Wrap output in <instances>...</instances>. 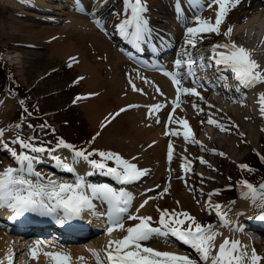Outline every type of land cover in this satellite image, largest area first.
<instances>
[{
  "label": "bare ground",
  "instance_id": "bare-ground-1",
  "mask_svg": "<svg viewBox=\"0 0 264 264\" xmlns=\"http://www.w3.org/2000/svg\"><path fill=\"white\" fill-rule=\"evenodd\" d=\"M18 1L19 0H6L5 5L8 4L10 5V9L17 10L18 13L32 17V18H37V17L46 18V19L54 18L56 20L65 19V18H62L63 16L56 17L52 14H49L52 12L41 11L44 8H45L44 10H48L47 9L48 7H53L57 9L60 8V6L53 0H21L20 2ZM62 1L70 2L71 6L68 5V7L76 6L80 8L79 5H75V4H78L80 0H62ZM115 1L117 2L118 0H94L93 1L92 3L93 8L95 11L100 9L99 18L103 22H105V19L109 14L113 13V7L115 5L114 3ZM152 1H158V0H147V10L144 14L147 16L149 20V25L152 28L153 33H152V37L150 41L148 40V42H146L144 46H150L149 43H152L153 45L157 46L160 43L159 46H161L162 53L164 55L165 53L166 55H168L167 52H169L170 50L169 42L171 43L175 42L176 45L172 49V52L170 53V55L164 56L161 58L162 63L164 64L167 63L173 66L174 65L173 62L176 60V59L175 60L173 59L177 58L178 54L182 53V50L185 47L186 29L181 28V26L184 24L179 19L184 18L185 20H188L190 18L189 15L193 14L194 12L198 13L199 7L210 3V0H166L167 2L171 1L173 5V7L171 8L167 7L168 8L167 11L165 10L163 11V9H159L160 11H158V8H156L157 2H156V6H153L150 4V2ZM173 2L175 3L173 4ZM179 3L183 4L185 8L188 10L187 11L180 10ZM123 4H124V0L122 3V6ZM26 5L27 6L30 5L29 7H30V10L32 11H27L26 7H23ZM32 5H34L38 10L33 9V8L31 9ZM196 5H198L197 10L195 9ZM122 6L120 7V9H118L119 12L122 11V9L124 8ZM259 6L262 7V9ZM263 7H264V2L262 0L260 1L259 0H239V3L235 7H232L229 9L227 15L224 17L220 25V28L222 30L221 32H224V30H226V27L229 24L232 25V22H231L232 17L235 14H237L240 10H243V8H247L248 9L247 12H250V11L255 12L258 10L261 12L260 15L254 16V19L248 18L247 20H244L245 24L242 27L240 25H239L240 27L239 26L237 27L235 25L232 30L231 36L230 37L225 36L224 38L225 41H222V42H227L228 40L231 39L233 41L240 40V43L244 42L245 43L244 46L252 50V56L259 62L261 68H264V29L261 25L257 26L256 24H257V21L260 23L264 22V8ZM190 9H191V14H189ZM217 9H218V4H211V7H209L208 10L204 14L201 15V17H210L212 21L214 22L216 14H217ZM63 11L60 14L62 15L69 14L68 10H63ZM122 18H123V14L121 13V15L119 16V19H122ZM14 21L16 20L14 19ZM77 22H78L77 24L75 22L72 24V27H74V29L71 28L72 30L71 33L64 32V30L67 29V27H64V26H63L64 28H61L59 30L52 29L50 31H47L46 40L48 38H53L51 42L55 46L52 47L54 49V52L52 54H54L55 56H57L56 54L60 56H63L64 54H66L67 59L70 60L69 58L70 56L71 59L75 60V63H78L77 66L79 65V67L83 69L82 71L83 79L89 86V88L87 89L89 90L88 92L91 93L92 98H90V100L88 99V101L86 102L83 101L82 105L85 109L86 116L91 121L92 127H97L98 129L102 121L107 116H111L114 113L110 117V119L114 117L115 118L111 122H109V125L104 129L100 137L96 139V144L99 146H102L101 148L104 150H107L110 148L117 149L120 151V153L124 157L131 158L132 162L136 163L139 167L147 169L143 177L147 175V177L152 176V177H156L157 179H160V177L162 176L164 177L165 175L167 176L171 175L172 177H181L183 179H186L187 177H190L188 175V173L190 172L189 171L186 172L183 165L186 162H190L189 170L191 168L193 169L192 165L195 164L197 162V159H200L201 157V155L199 154L200 152L197 153L196 147H195L199 143L195 144V141H193L191 138H189L188 140H185L183 137L182 131L180 132L179 135L176 134L177 138H174L173 136L169 138L168 134L165 133V129L163 128V125L161 123V116L163 115L165 108H166V115H165L166 122L165 121L164 122L169 128L171 127V128L182 129L183 126L175 123V120L179 117H184L189 121V125L193 131V134L194 136H196L198 134V131L202 130V125L204 126V122L209 123V119L204 116L205 114L204 112L209 111V116H210V111H211L213 115H217L221 119V123L223 126L228 127L227 131L224 133L226 134V136H228L227 134H233L232 136H237L235 138H238L240 136L243 137L245 134V130H246V131H249L250 136L248 138H250L252 142L255 141V139L257 138L258 136L257 133L259 129L255 127L254 124L256 121H258L259 117L261 118L260 104H258L255 107V105H252V103L248 100L246 96H243V94L238 93V91L236 90H232L229 87L224 86V84L222 85V88L217 89L215 78L218 75L220 77H223V75H221L220 72L217 71V68L214 69L213 67H207L204 69L197 70L195 75H197V73H202V75L206 77H212V80H210L208 84L202 85L199 82L196 84L193 83L192 75L186 74L185 66H181L179 69H177L176 67L175 69L176 71H179L180 73L185 74L184 78L182 79V81L184 82L182 85L185 87H194V86L197 87V91L201 94L203 99H201V96H197L192 93H183L181 94L180 102L177 104L176 109L172 110L171 101L176 97V90H177V85L175 84L174 81L170 80L168 77H166L163 74H160L154 70L147 69V65L143 67V65H139L137 63H132L128 61L122 54H120L118 51H116V49L112 47L113 44L110 45L108 40L101 33L96 31V28L92 22L90 21L88 22L85 19L83 20L77 19ZM11 23L12 22H10V24ZM106 23H109L107 19H106ZM195 23H197V21ZM11 25L12 26H10L9 30L14 35L18 33L17 30H22V29H18L19 27H16L18 25H15V24L14 25L11 24ZM24 27L25 25H22V28ZM77 27H79L81 30L77 31L76 30ZM30 28L31 29H27L28 33H30L28 34L29 39H27L29 42L36 40L35 37L39 36L38 34H40L41 36L42 32L45 30L43 28L40 30L34 27H30ZM243 30H245L244 32L246 33L244 36H241V34H243ZM74 31H76L77 35L81 37L83 40L86 39L87 37L90 40H92L94 45L92 43L91 45L96 46L99 49V51L101 50L107 56V60L106 62H104L103 66L101 65L98 67L92 66L91 62H89L90 60L87 61L85 59V56H83L84 53L82 55L81 53L80 54L78 53L79 50L77 49H81V48L78 47L79 46L78 44H77L78 46H76L73 43V40H71L73 39L72 36L74 35ZM204 34L205 33H201L199 35H204ZM212 34L213 32L206 33V36H211ZM245 38L249 40H245ZM206 39L207 38L204 37L202 40H198L195 47H201L202 41ZM163 40H165V43L161 42ZM195 47L188 46L189 52H191V54L194 57H196L198 54H201V53L202 54L210 53L208 51L210 49V46L209 47L204 46L203 48H195ZM78 56L80 57V60L78 59ZM209 56H211V54ZM97 57L99 58L100 55ZM208 59L209 58H205V61L207 62ZM101 60H102V57H101ZM156 61H157L156 57L150 58V63L155 65ZM99 63H102V62H99ZM196 63H199V61ZM99 67L100 68L109 67V72H107V75L109 77L107 78L104 77L98 71L97 68ZM213 74L215 77L212 76ZM196 77L198 81L201 79V76L200 77L196 76ZM216 80L218 81V79ZM226 82L227 81H224V83ZM133 83L135 84V87H133ZM129 87H131V90ZM252 87L254 89V92L252 93V97L259 99L258 93L264 90V81L258 82ZM140 89H142V91H140ZM206 94L210 96L208 97ZM221 95L226 96L225 99ZM241 99L243 100V103L240 102ZM12 101L13 100L12 99L9 100V98H6L2 101V106H0V117L2 116V121L5 118V116L9 114L10 109H12L11 107ZM136 102L147 103L148 105L139 106V104ZM159 102H166L164 103V106L159 109V111L150 109V106L152 104H156ZM193 102L199 105L200 108L203 109V111L197 110L193 106ZM113 103H114V109L111 110L110 108L113 106L112 105ZM115 104L117 105L115 106ZM125 105H132V107L126 108ZM120 109H123L124 112L121 115L118 114L120 116L116 118L115 112L116 110H120ZM150 110L152 111V115H149ZM222 110H224L225 112L229 110L233 111V113L237 116V120L240 122L241 128L239 126L237 128V125L235 123H234L235 124V127H234L229 120V117H228L229 114L228 115L223 114ZM170 113L173 118L171 122L168 119ZM229 131H231V133H228ZM205 132H206L204 135L205 137L203 138L204 142L206 141L207 134L210 135V132H211L208 126L205 128ZM246 137L247 135H245V138ZM195 138H196L195 139L196 141H200L199 140L200 137H198V135ZM3 140L6 141V138L3 137ZM153 141H155V143H153ZM167 141H170L172 143L173 150H174L171 161H169L167 157L168 146L170 143L169 142L167 144ZM234 152L235 153H233V155L237 156L238 152L236 151ZM137 153H139V155H137ZM56 154L62 157H65V158L66 157L69 158L70 160H68V162H71L72 153L68 149L59 150L58 152H56ZM185 157L187 158V160H185ZM45 160L51 161L50 158L49 159L46 158ZM48 164L50 165L48 167L52 169L53 167H55V165L52 163H48ZM44 168H45L44 170H47L46 167ZM76 168H77V164H76ZM68 171L69 170L67 169L61 168L60 173L62 175H66L65 172H68ZM89 172H90V169H83L80 172V174L85 175ZM196 172H198V170H196ZM200 173H201V170H200ZM68 174L72 175L71 173H68ZM99 177H101V175L93 176V178H99ZM64 180H69V181L74 182L75 178H73L72 176H67V178ZM192 195L185 190L171 191V194L166 195L167 198L165 199V201L159 202V203L169 206L172 203H176L177 201H179L178 204H182L183 206L196 209L193 203L194 199L192 198ZM142 197L143 196H141V194H135L134 200L135 201L139 199L141 200ZM182 200H184V203L182 202ZM153 205L148 204L147 206H143V208L140 209V214H151V215L156 214L157 209L156 207H153ZM239 205H241V203ZM222 208L223 207H221V209ZM97 210L99 212H103V210L101 209V206ZM104 211L106 212L107 209L105 208ZM4 212L5 210L0 209V218L3 216ZM256 215L259 216L258 214ZM100 216L104 217V215H100ZM233 217L234 215L232 213L229 219L232 221ZM102 220L104 221V219ZM132 222L133 221L131 222L128 221L126 222V224L132 223ZM232 222H234L233 224H235L237 221L234 220ZM239 224L241 226H245L243 222H240ZM4 225L8 227L0 226V264H8L7 258L9 254H14V258L20 257L22 254V251L27 246L26 245L27 243H23L24 246L21 247L22 244L20 242H19L20 246L16 245L15 239H13V236L9 235L10 231L13 229L16 232L17 229L13 228L15 226H13L11 223H5ZM121 232L122 234L120 235H123L124 232L123 231ZM18 235H20V238H23L22 233L19 232ZM114 235L116 236V238L120 237L118 230L116 231ZM224 237L225 236L223 232L220 233V235L216 237L215 243L217 246L223 240ZM235 238L239 240V237H237V235H235ZM152 239L159 240V239H155V237L151 238L150 240ZM49 241L50 240L48 239V241L46 242H49ZM166 241H167L168 246L173 245L174 247H171V248L175 250L181 251L180 247L189 246L174 237H169ZM35 242L36 241L32 243V246H34ZM241 242L247 244L249 249H251L250 248L251 246L254 247V244L251 240L244 239ZM88 243H90L88 245L89 247L88 249L85 248L84 246H74L73 247L74 249L71 251V253L74 254L75 259L73 260L72 264H97V260L91 251V249L98 248V246H96L97 243H95V241H92V240ZM38 247L41 250L39 251V254H38L39 258L38 259L36 258L37 259L36 261H43L45 264H47V259L44 258L46 252L60 250L58 248L57 249L54 248L53 244L51 243H42ZM190 247H188V249L192 250ZM215 250L216 249H213V252ZM67 251H69V249H67ZM181 253H184V251H181ZM81 255H83V257L85 258L84 261L77 259ZM262 257H264V255H262ZM198 263L203 264L205 262L202 263L201 261H199ZM262 264H264V260H262Z\"/></svg>",
  "mask_w": 264,
  "mask_h": 264
},
{
  "label": "snow or ice",
  "instance_id": "snow-or-ice-1",
  "mask_svg": "<svg viewBox=\"0 0 264 264\" xmlns=\"http://www.w3.org/2000/svg\"><path fill=\"white\" fill-rule=\"evenodd\" d=\"M238 3L239 0H210V3L202 5V7H211V4H218L215 21L213 22L210 17L194 15L192 19L197 21V23L190 26L185 25V47L182 53L178 54L174 64L177 69L185 66L186 74L192 75L194 84L199 82L195 75L197 70L207 68L213 62L221 75H223V70L230 68L240 85L251 87L258 82L264 81V68H261L259 62L253 58L252 50L242 44H237L231 39L227 42L217 41L212 44L210 46L212 55L207 62L202 53L194 57L188 50V46L195 47L198 40L204 38L199 34L211 32L219 34L222 31L220 28L222 20L229 9L235 7ZM79 7L81 10L86 11L82 5H79ZM146 10L147 0H124L123 18L115 25L121 35L141 49L144 41H150L153 33L149 20L144 14ZM116 14L121 15V13ZM92 15L97 24L103 27L104 23L96 16L95 10ZM232 30L233 25L229 24L223 34L230 37ZM197 60L199 63H196ZM167 74L171 76L177 85L176 97L171 101L173 110L180 102L181 94L192 93L201 96L197 91V87H185L182 85V79L185 74L179 71H169ZM225 86L227 87V85ZM133 87H135L134 83ZM258 97L261 115H264V91L259 92ZM201 99H203L202 96ZM240 102L243 103V100L241 99ZM164 103L166 102L152 104L150 109L159 111L164 106ZM193 106L197 110L203 111L195 102H193ZM125 107H132V105H125ZM151 110L149 115H152ZM119 111H123V109ZM168 119L170 122L172 121L171 113ZM208 119L213 124H219V121L213 120L211 116ZM104 123H108V120L105 119ZM175 123L182 125L183 128L170 127L168 128L169 133L179 135L182 131L185 140L191 138L195 141L196 138L186 118L179 117L175 120ZM103 126L102 124L101 127ZM219 126L221 128L224 127L222 124H219ZM52 131H55V129L52 128ZM3 132L4 129L0 128V147L10 152L17 161V166L8 165L3 170H0V207L11 209L13 219L25 212H35L52 216L60 224L82 216L86 209L91 210L94 214L106 216V231L109 234L106 246L102 250L91 249L97 264H198L197 258L187 253L160 250L142 242L153 237H162L165 240L169 237L178 239L191 246L199 259L206 262V264H262L264 257L256 251L255 247L249 249L247 244L236 238L224 237L217 246L215 240L220 235L219 229H216L212 222L201 223L186 209L177 211L176 209L160 208L157 205L158 217L154 221L150 214H140V209L152 197H146L135 207V210H132L134 193L128 191L125 187H115L113 183L91 182L86 179V175L91 174L92 171L99 170L100 172H106L115 181L122 184L136 181L146 173L147 169L139 167L132 162L131 158H126L121 153L111 149L91 148L86 150V147H77L63 137H59L53 148H49L44 143H33L32 140L35 137L24 138L16 135L9 138V140L13 144L19 143L21 150L17 152L15 147L3 140ZM96 135H99V133L93 136V140ZM62 146L71 150V162H68L67 158L55 154V149H59ZM173 151V146L170 142L167 153L169 161L172 160ZM213 151L216 150L213 149ZM44 153L51 156L53 162L60 168L75 173L74 182L51 178L50 176H45L42 172L36 171L34 162L40 161ZM93 153H98L101 158H92ZM261 158L264 159V156H261ZM200 159L203 162V158L201 157ZM81 160L91 165L90 172L85 175H81L76 168V164ZM108 160L114 161V164L110 165L107 162ZM185 160H187L186 157ZM189 165L190 162H186L183 165L186 172L189 171ZM240 167L249 168L250 166L242 163ZM33 175L36 179L32 178ZM170 179L171 177L169 176ZM185 182L187 181L185 180ZM238 183L242 185L241 195L245 198H250L251 203L260 209L259 217L264 219V183L256 185L247 179H243ZM154 187L159 186L154 185ZM169 187L170 184L157 192L156 196L162 197L169 191ZM225 187H231V185H225ZM146 191L148 190L146 189ZM200 191L202 192L203 190L201 189ZM219 191L220 189L213 188L209 192V211L214 208L222 223L230 224L234 229H242L239 222L233 224L228 219L227 213L221 209L220 201L211 202L212 194ZM97 200L107 204L106 212L97 210V204L95 203ZM230 203L234 204L235 201H230ZM243 214L244 210H240L237 213L238 216ZM125 220L134 222L126 224ZM114 229L122 230L124 234L119 238H113L111 234ZM42 243L47 242L37 240L35 245L30 248L32 257L39 258L38 254L41 249L38 246ZM213 249L216 250L213 252ZM45 254L52 258L54 264H72L73 258L70 251H48ZM7 259L8 264H14V254H9ZM77 259L85 260L83 255Z\"/></svg>",
  "mask_w": 264,
  "mask_h": 264
},
{
  "label": "rangeland",
  "instance_id": "rangeland-1",
  "mask_svg": "<svg viewBox=\"0 0 264 264\" xmlns=\"http://www.w3.org/2000/svg\"><path fill=\"white\" fill-rule=\"evenodd\" d=\"M5 1L6 0H0V9H1V15H0V50H1V53L3 54V55L1 54V56L9 58V60H10L9 62L12 63V65H10V68L13 70V72L15 73V76L18 78V82H20L21 84L23 83V85L29 89L33 87L32 91H33V93L35 92L37 95V97H35V98H38L39 102L41 100V103L44 106V108L45 109L46 108L47 109H54L56 111V115L54 114V119L59 123L60 126H62L63 128H65L67 130L66 138L68 139V141L72 139L73 143H77L78 147L82 146L81 142L87 141V144L85 146L87 148L86 150H90L91 148L102 149L101 148L102 146H99L96 144V139L99 138L100 136L96 135L94 140L92 138L96 133L100 134L104 131V129L109 124H105V126H103V127H101V125L104 123L105 119H107L108 122H111L115 118L114 117V118L110 119V117L114 113L111 116H107L102 121V123L99 125V127L97 129V127H92L90 119L88 117H86L85 109H84L82 104L78 108L71 107L69 110L63 109L65 107H69L71 105L69 102L71 101V97H72V94L74 93V90L70 91V90H67L65 87H66L67 81L70 80L75 75H78V76L81 75L82 76V79H79L80 86L78 87V89H81L84 91L83 92L84 93V101L85 102L88 101L89 98H92V95H91V93L88 92L89 90L87 88H89V86L83 79V73H82L83 69L81 67H79V65L77 66L78 63L74 64L75 60L71 59L70 56H69L70 60L67 59L66 54H64L63 56H60L58 54H56L57 56H55L54 54H52L54 52V49L52 47L55 46L51 42L53 38H48L46 40L47 31H50L52 29H58L59 30L61 28L67 27V29H65L64 32L71 33L72 32L71 28L74 29V27H72V24L74 22L77 24L78 23L77 19H82V20L85 19L88 22L90 21L93 24H95L96 20L93 21L94 17L92 15V13H93L92 11L94 10V8L92 9V6H93L92 3L94 0H80L78 2L79 5L82 4L83 8L86 9V11L78 10V8H76V7H68V5L71 6V3L67 2V1H62V0H53L54 2H56L60 6V8H58V9L53 8V7H48L47 8L48 10H41L43 12H52L50 14H52L56 17H59V16L62 17L63 16L62 18H65L64 20H61V19L56 20L54 18L49 19V20H43L46 18L40 19V17L32 18V17L18 13L17 10L10 9V5H8V4L5 5L6 4ZM118 1L114 2L115 5L113 8L119 9V6H121L120 3H122V0H118ZM156 2H157L156 8H158V9H163V11L164 10L167 11V9L169 8L167 5L165 6V4H164L165 1L162 2V0L152 1V2H150V4L153 6H156ZM174 3L175 2H173V4ZM9 4H11V3H9ZM75 5H77V4H75ZM23 7H26V9L29 8V7H27V5L23 6ZM174 7H176V6H174ZM260 8L262 9V7H260ZM35 9H37V8H35ZM91 9H92V11H91ZM179 9L183 10L181 8H179ZM63 10H68L69 14H66V15L60 14V13H62ZM184 10H186L185 7H184ZM207 10H208V7L205 6L201 9V11L199 13H197L195 15L201 16ZM247 11H248L247 8H243V10H240L237 14H235L232 17L231 22H232L233 28L235 25L237 27L239 25L242 27L245 24L244 20H247L248 18L254 19V16L261 14V12L259 10L255 11V12H252V11L247 12ZM112 14L113 13L109 14L106 17V19L108 21H110V18L112 16H114ZM189 17L191 18L192 15H189ZM14 19L17 22L14 21ZM106 19H105V22H106ZM242 19H243V21H242ZM6 20H7V22H6ZM237 21H238V23H237ZM10 22H12L11 24H13V25L14 24L18 25L16 27H19L18 29H22V30H17L18 33L14 35L9 30L10 26H12L10 24ZM113 22H114V18H112V24H113ZM193 22H194V20L191 19V22H189L188 25L193 23ZM262 23L257 21L256 25L257 26L261 25L264 29V22H262ZM22 25H25V27L22 28ZM30 27L38 28L39 30L42 28L45 29L42 32L41 36H40V34H38L39 36L35 37L36 40L31 41L33 43H31L27 40V39H29L28 34H30V33H28L27 29H31ZM227 27H226V29H227ZM182 29H184V28H182ZM14 30H15V28H14ZM76 30L78 31L81 29L79 27H77ZM11 31H12V29H11ZM96 31H98V30H96ZM244 31L245 30H243V34H241V36L245 35L246 32H244ZM98 32L103 34V32H100V31H98ZM202 36L206 37L207 39L202 41L201 47H195V48H203L204 46L212 45L216 41H219V40L221 42L225 41L224 40L225 35L223 34V32H221L219 34L213 32V34L211 36H206V33H205ZM72 38L73 39H71V40H73V43L76 46L79 45L78 47L81 48V49H77V50H79L78 53L79 54L81 53V55L84 53L83 56H85V59L87 61L90 60L89 62H91L92 66H94V67L95 66L98 67L100 65L103 66L104 62H106V60H107V56L101 50L99 51V49L96 46L91 45V43L93 44L92 40H90L88 37L83 40L81 37H79L77 35L76 31H74V35L72 36ZM79 39H80V41H79ZM85 40H86V42H85ZM107 40L110 43V45H112L113 40L110 37H108ZM245 40H249V39L245 38ZM77 41H78V43H77ZM235 42L237 44L245 45V43L242 41H241L242 43H240V40H237ZM85 44H86V46H85ZM112 47L114 49H116L115 46H112ZM81 50L82 51L84 50V51L82 52ZM116 51H117V49H116ZM208 51L210 52V49ZM93 52H94V54H93ZM99 55H100V57L98 58L97 56H99ZM101 57H102V60H101ZM78 59L80 60L79 56H78ZM67 60L72 62L73 64H70ZM99 62H102V63H99ZM65 64L72 65L73 69L72 70H65L64 69ZM213 64H215V63H213ZM54 66L59 67L58 70L53 72L54 74L52 73L47 77L41 78L43 76V74L46 73V71L49 68L54 67ZM97 69L104 77H106V78L109 77L107 75V72H109V67H106V68H100L99 67ZM129 88L131 90V87H129ZM88 94H90V95H88ZM206 95L208 97L210 96L208 94H206ZM0 96H2L4 98L9 97V95L6 94V91H4V90H0ZM221 96L224 99L226 97L224 95H221ZM81 99H83V95L77 101L82 102V101H80ZM12 103H13V101H12ZM136 103H138V102H136ZM130 104H132V103H130ZM138 104H139V106H143V105L147 106L148 105L147 103H138ZM112 105H111L112 107L110 108L111 110L114 109V103ZM116 105L117 104H115V106ZM11 107L13 108V105ZM222 108H224V107H222ZM10 111L11 112L7 116H5L6 118H4V119H6L4 121L5 124L10 123L11 120H14V119L17 120L19 118L18 117V114H19L18 102L15 103L14 108L12 110L10 109ZM123 112L124 111L115 112L116 118L118 116H120ZM204 113H205L204 116L206 118H208L209 117V111H206ZM222 113L225 115L229 114L231 116L230 117L228 115L231 124L234 127L236 124L237 128H238V126L241 128L240 122L237 120V116L233 113V111L229 110V111L225 112L224 110H222ZM260 113H261V110H260ZM118 114H120V115H118ZM165 115H166V108L164 109L163 115L161 116V123L163 125V128H164L165 122H166ZM210 116L212 117L213 120H217V121H219V124H222L221 119L217 115H213L211 113V111H210ZM263 116L264 115H261V118L259 117L258 121H256L254 124L255 127H257L259 130L257 133L258 136L255 139V141H253V142L251 141L250 138H248L250 136L249 131H246L245 129H244L245 134L243 137L240 136L238 138H235L237 136H232L233 134H227L228 136H226V134H224L227 131L228 127L224 126L223 128H221L219 126V124H213L211 122H209V123L204 122V126L202 125V130L201 131L199 130L198 134H197L198 137H200V139H199L200 141L195 140V144L199 143L195 146L196 152L197 153L200 152L199 154L203 158V162L202 161L200 162L201 159H197V162L192 165L193 169L191 168L189 170L190 173H188V175L190 177H187L184 180L181 177H172L171 175H168V176L165 175L164 177L162 176V177H160V179H157L156 177H152L149 181H147V179H145L139 185L140 187L146 186L143 194L141 195V196H143L142 200L145 199L146 197H152V199H149L148 202L144 206H147L148 204H151V205L154 204L153 207H156V209H157L156 214H152V215L150 214L153 217V220L155 221L156 218L158 217L157 205H159L160 208H168L170 210L176 209L177 211H179L180 209H186L192 215H194L197 218V220H199L201 223L212 222L215 225V223L217 221L212 219L211 217H209L206 213V210L209 211V209H208L209 195L208 194L211 191V189H213V188L220 189V191L218 193L212 194L211 202L215 203L216 201H220L221 204L224 205L223 211H225L227 213V216L231 215L233 213L234 217H233L232 221H234V220L236 221V216L238 217V215H237L238 212H236V210L239 209L240 207L242 208V209L240 208V210H244V209H250L251 210L252 208H254L256 205L251 203L250 198L248 200V198L243 197L241 194L238 197V194H239L240 190L242 189V185L240 183H238L239 181L242 180V179H239V175L241 174V172H239V170H242L240 167V164L246 163L247 165H254V167L251 168L253 173H251V171H249V168L243 169V172H247L244 170H248L251 173V174L249 173V176L252 177L253 179H257V178L261 177L262 174L259 175L260 173H258V172L264 173V160L263 161L260 160V156L258 154L259 151L262 152L261 153L262 155L264 154V132H263L264 117ZM235 117H236V119H235ZM42 120H44V119H42ZM55 120H54V123L52 121V123L55 126L54 129H56V127H57V123L55 122ZM236 120H237V122H236ZM1 123H2V116L0 117V124ZM207 126L211 130V132H210V135L207 134L206 141L204 142V140H203V138L205 137L204 135L206 132H208V131L205 132V128ZM168 128L169 127L164 128L165 133L168 134V137L170 138L173 136L174 138H177L176 133H169L168 132ZM4 131L8 132L7 128L4 129ZM40 132L44 133L43 139L42 140L37 139V141L41 142L43 140H47L49 142H54L56 140V136L53 135L52 128H50V129L44 128V130H42ZM228 133H231V131H229ZM22 134L23 133H21V132L17 133V135H20V136ZM40 135L41 134H37L36 137H38ZM245 135H247L246 138H245ZM3 137L6 138L5 142L9 141L8 137H6V136H3ZM169 138H168V140H169ZM230 138H231V140H230ZM232 138H234V139H232ZM242 138H244V139H242ZM247 139H248V141H247ZM74 140L77 142H74ZM89 141H91V143H89ZM169 142L170 141H167V144ZM10 144H12V142H10ZM16 146L18 147L17 152H19L21 150L19 144L16 143ZM232 147L234 148V150ZM110 149L120 153V151L117 149H112V148H110ZM213 149H215L216 151H213ZM69 151H71V150H69ZM234 151L238 152L237 156L233 155V153H235ZM6 153L10 154V152L8 150H6ZM6 153H0V170L4 169L2 162L6 163L5 166L8 164H10V165L14 164L15 159H13L12 155H6ZM221 153H224V154H221ZM92 158L100 159L101 157L99 156L98 153H93ZM107 162L110 165L114 164V161H112V160H108ZM48 163H52V162L49 161ZM83 165L84 164H82V165L80 164V167L83 168L84 167ZM195 169L198 170V172H196ZM200 170H201V173H200ZM256 170H259V171H256ZM40 172H42V171L40 170ZM235 172H237V173H235ZM42 173H44L45 176H50L51 178L57 177V178L62 180V176H56V177L53 176L52 177L48 173H45V172H42ZM169 176L171 177L170 180H169ZM248 179L250 182L253 183V181H254L253 179H251V178H248ZM185 180L187 182H185ZM169 184H170L169 191L167 193H165L162 197H157L156 193L161 191L164 187L169 186ZM154 185H158L159 187H154ZM225 185H231V187H225ZM232 186L235 187L236 190L238 191V192L236 191V195L233 194L234 190L231 189ZM146 189L148 191H146ZM201 189L203 190L202 192L200 191ZM179 190H185V191L189 192L191 195L193 194L192 198L194 199L193 203H194L196 209L191 208V207H187V206H183L182 204H178L177 202L172 203L169 206H166L164 204L159 203V202L165 201V199L167 198L166 195L171 194V191H179ZM145 192L148 193L147 196H146ZM233 198H235V199H233ZM238 198L242 202L241 205H239L240 201H238ZM233 200L235 201V203L231 204L230 201H233ZM182 202L184 203V200H182ZM100 205L103 206L104 204H100ZM97 206H99V204H97ZM229 226L232 227V225H230V224L228 225V227L224 226L225 228H227L226 230H224L225 228L222 227V225H221V227L219 225H216L214 227L216 229H219L220 233L223 232L224 236L228 237L229 236L228 232L231 234V231H227L230 229ZM120 236H122V235H120ZM249 237L251 238L252 241H254V238L252 236H249ZM100 238H102L101 235L95 237V239H100ZM156 238L157 237H155V239ZM240 239H243V238L240 237ZM32 240L34 241L36 239H32ZM142 242L149 244L151 247H155V248H158L160 250H170V251H175V252H180V253L182 251V250L180 251V250L172 249L171 247H174L173 245L168 246L167 244H164L163 242H160V241H157L154 239H152V240L149 239V240L142 241ZM99 246L102 247L103 245L99 244ZM30 248H27L25 251L22 252V253H25V255L21 256L22 257L21 258L22 261H20V262H22L21 264H45L43 261H36V260L32 259L31 254H30ZM187 248L185 250H183L184 253H187V254L193 256L194 258H197L198 262L201 261L196 253L190 251ZM255 249L258 253H261V255L262 254L264 255V244H262L261 246L257 245V248H255ZM71 255L73 256L72 257L73 258L72 262H73L75 257H74V254H71ZM46 257L47 256H45L44 258L46 259ZM16 259H18V258H16ZM201 262L203 263V261H201ZM14 264H16V263H14ZM47 264H54V261L52 260V258H51V260L50 259L48 260ZM203 264H206V262Z\"/></svg>",
  "mask_w": 264,
  "mask_h": 264
},
{
  "label": "water",
  "instance_id": "water-1",
  "mask_svg": "<svg viewBox=\"0 0 264 264\" xmlns=\"http://www.w3.org/2000/svg\"><path fill=\"white\" fill-rule=\"evenodd\" d=\"M261 183H264V178L260 181V183L258 185H260Z\"/></svg>",
  "mask_w": 264,
  "mask_h": 264
}]
</instances>
